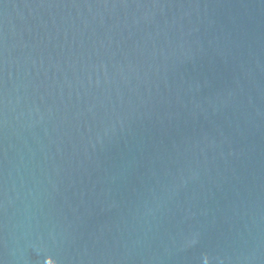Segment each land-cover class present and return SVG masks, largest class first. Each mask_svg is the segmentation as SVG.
Returning a JSON list of instances; mask_svg holds the SVG:
<instances>
[{
	"label": "water",
	"instance_id": "95a60500",
	"mask_svg": "<svg viewBox=\"0 0 264 264\" xmlns=\"http://www.w3.org/2000/svg\"><path fill=\"white\" fill-rule=\"evenodd\" d=\"M0 264H264V0H0Z\"/></svg>",
	"mask_w": 264,
	"mask_h": 264
}]
</instances>
